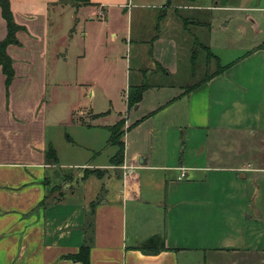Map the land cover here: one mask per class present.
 Segmentation results:
<instances>
[{
  "label": "crops",
  "instance_id": "1",
  "mask_svg": "<svg viewBox=\"0 0 264 264\" xmlns=\"http://www.w3.org/2000/svg\"><path fill=\"white\" fill-rule=\"evenodd\" d=\"M10 1L21 29L8 46L15 70L8 87L0 66V264H84L68 255L85 244L89 264H202L214 254L238 255L232 264H242L241 256L264 264V0ZM76 7L121 21L112 37L130 49L129 77L134 49L144 51L130 85L147 79L145 93L158 95L135 121L126 117L121 165L110 161L113 145L104 162L72 164V171L48 133L51 121L62 123L48 120L51 47L62 41L65 8ZM74 32L69 28L68 37ZM192 32L205 35L229 66L186 90ZM6 35L0 7V40ZM181 72L189 81H160ZM84 111L94 120L102 115L71 106L68 118L95 126L73 119ZM100 125L109 144L113 124ZM50 144L57 161L47 156ZM93 166L100 171L87 173ZM70 175L78 184L71 191ZM91 181L99 185L95 193ZM55 187L65 190L55 195ZM154 235L168 249L138 248Z\"/></svg>",
  "mask_w": 264,
  "mask_h": 264
},
{
  "label": "rangeland",
  "instance_id": "2",
  "mask_svg": "<svg viewBox=\"0 0 264 264\" xmlns=\"http://www.w3.org/2000/svg\"><path fill=\"white\" fill-rule=\"evenodd\" d=\"M66 2L72 4L71 0ZM65 9L61 20L62 28L60 29L62 41L58 42V44H52L51 47L49 87L46 97V102L49 106L48 120L58 119L62 123L57 127L51 121L48 133L55 138L60 150L62 163L66 164L64 166L76 171L78 170L77 168L69 165L79 164L84 161L92 164L104 162L107 156L113 152L115 147L106 142L105 137L108 132L105 127L100 125L101 123L114 124L120 115L123 114L121 118H125V125L127 126L126 117L129 115L128 119L135 121L137 117L143 114L144 107H149L151 102L158 100V95L151 91L147 93L144 91L143 98L139 102H142L140 108L128 107L129 85L134 83L137 76L134 71L135 65L138 63L136 57L138 54L143 55L144 51L136 53L134 49L132 54L134 58L131 59L133 69L129 77L130 49L124 39L117 38L115 40L112 37V32L116 31L114 25L121 23L120 20L115 19L114 21L110 17L102 20L98 18V15L91 14L86 8ZM162 11L163 9L161 8L159 16H161ZM91 15L94 21L91 20ZM74 27L75 32L69 38L67 30ZM87 32L89 33L88 36L86 35ZM176 33L179 34L178 31ZM185 36L186 33L184 32L183 35H178V40H182V45L183 41L185 43ZM204 56V53L198 56L199 62H196V69L210 72L211 70L206 66ZM180 65H182V62H180ZM214 67L215 65L213 64L212 70ZM185 71H188L186 67ZM183 74L181 72L176 76L162 78L160 81L171 82L175 85L189 81L182 78ZM200 74L203 75V73ZM156 80V78H152V81ZM71 106H77V108L91 107L95 113L102 115L98 120H94L91 111L77 113L73 115V119L76 117L81 122H92L95 125L91 128H85L83 125L78 126L76 122L72 121L70 115L68 118L67 111ZM127 133L128 130L125 134L126 140ZM70 136L74 139H69L68 137ZM131 146L133 149L134 143ZM69 168L64 169L70 170ZM96 169L93 166L86 169V172H95ZM67 177L65 180L67 179L66 183L69 185L65 189L71 191V189L77 188L76 178L71 175ZM93 183L95 184L90 187H92V193H95L94 191L99 185H97L96 181ZM65 189L62 187L54 189L55 195H59V192H63ZM238 258L236 254H214L205 258L202 257V264H204V261H207L206 264H210V262L212 264H232L234 263L233 259ZM241 258L242 264L243 261L244 264H249V257L241 256ZM255 261L258 260L256 259Z\"/></svg>",
  "mask_w": 264,
  "mask_h": 264
},
{
  "label": "trees",
  "instance_id": "3",
  "mask_svg": "<svg viewBox=\"0 0 264 264\" xmlns=\"http://www.w3.org/2000/svg\"><path fill=\"white\" fill-rule=\"evenodd\" d=\"M67 0H63L66 2ZM72 4L75 6L88 5L91 4V0H71ZM0 7L2 10L3 17L7 23V35L4 39L0 40V66L3 69V72L6 75V85L7 87L11 83L12 79L15 76V70L13 65V59L8 53V46L13 43L18 42L17 32L21 29V26L16 22L13 10L11 7L10 0H0ZM189 29V28H188ZM190 32L189 30H187ZM192 48H191V57H190V71L191 78L189 84L187 85V89H193L205 81L209 80L213 76L223 72L227 67V65H223L220 63L218 56L212 51L210 45L207 43L205 39V35L200 32H192ZM152 52V50H151ZM205 57L206 66L211 70L198 71L196 69V62H199L198 56L201 54ZM213 64L215 65L212 70ZM162 70L167 71L162 67ZM200 73H203L201 75ZM199 77L198 79H196ZM150 86L147 81L141 84H131L128 89L127 95V103L128 107L132 108L136 104H138L142 98L144 91ZM131 126L125 125V118H121L115 124L108 127L110 131L109 144L117 146L118 150L116 154L110 159L112 164L121 165L124 161L125 156V134L126 131ZM70 139V137H68ZM47 156L49 159H53L57 161L56 150L53 145H49ZM56 163V162H55ZM56 189V187H55ZM140 250L149 254H156L160 251L168 249L165 243V239L160 235H154L145 240L139 247ZM89 255H90V246L85 244L81 247L80 251L77 254L68 255L69 258L82 261L84 264H89Z\"/></svg>",
  "mask_w": 264,
  "mask_h": 264
},
{
  "label": "built area",
  "instance_id": "4",
  "mask_svg": "<svg viewBox=\"0 0 264 264\" xmlns=\"http://www.w3.org/2000/svg\"><path fill=\"white\" fill-rule=\"evenodd\" d=\"M185 176V170H184V168H183V171H182V173H181V177H184Z\"/></svg>",
  "mask_w": 264,
  "mask_h": 264
}]
</instances>
